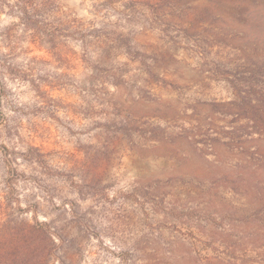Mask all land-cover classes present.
Returning a JSON list of instances; mask_svg holds the SVG:
<instances>
[{"label":"rangeland","instance_id":"374dc122","mask_svg":"<svg viewBox=\"0 0 264 264\" xmlns=\"http://www.w3.org/2000/svg\"><path fill=\"white\" fill-rule=\"evenodd\" d=\"M0 264H264V0H0Z\"/></svg>","mask_w":264,"mask_h":264}]
</instances>
